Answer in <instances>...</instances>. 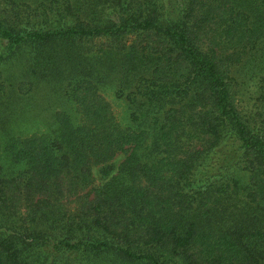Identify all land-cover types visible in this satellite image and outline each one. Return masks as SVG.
I'll return each mask as SVG.
<instances>
[{"label": "trees", "instance_id": "16d2710c", "mask_svg": "<svg viewBox=\"0 0 264 264\" xmlns=\"http://www.w3.org/2000/svg\"><path fill=\"white\" fill-rule=\"evenodd\" d=\"M0 264H264V0H0Z\"/></svg>", "mask_w": 264, "mask_h": 264}, {"label": "rangeland", "instance_id": "374dc122", "mask_svg": "<svg viewBox=\"0 0 264 264\" xmlns=\"http://www.w3.org/2000/svg\"><path fill=\"white\" fill-rule=\"evenodd\" d=\"M12 65V64H11ZM10 65V66H11ZM17 67H14V66H11L8 70V72L10 71H13V72H16ZM51 94H42V91L38 92V101L40 102V97L43 96V98H45V100H52V101H58L56 100L55 98V95H51ZM101 95L103 96V98L106 100V102L108 103V107H109V111H110V114L111 116L114 118L115 122L121 127V128H124L125 130H129L127 129V111L128 109L126 108V105L125 103L120 100V99H117L114 97L113 95V92L112 90H110V87L106 90H103V92H101ZM253 99H250L249 103L247 102H241V106L243 108V106H245V108L247 109H250L252 106H251V101ZM60 103V101H59ZM54 109V108H53ZM42 112L45 113L44 110H42ZM53 112V111H52ZM37 118H30V116L28 117L27 115H24V116H21L19 118H16L15 122L13 123L14 127L16 128H24V127H27L28 129L24 132L22 131L23 134H21L23 137H27L31 134V130L32 129H35V131H43L44 130V127L41 125V124H32L31 121H35ZM39 119V118H38ZM41 120H46V119H50V118H40ZM77 120L78 123H80V114H78V118H75ZM37 125V126H36ZM30 132H29V131ZM124 157V154L122 153H117L114 158L112 159L113 163L114 164H117L119 163ZM96 168L97 167H93L92 168V173L94 175V178L96 179L94 181V184H97L98 182V176L96 174ZM87 190V188L85 189ZM84 190V191H85Z\"/></svg>", "mask_w": 264, "mask_h": 264}]
</instances>
